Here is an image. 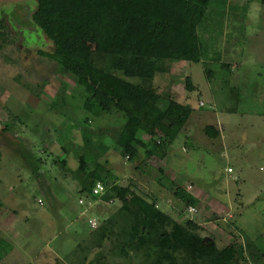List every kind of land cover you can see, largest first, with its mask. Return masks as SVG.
<instances>
[{"label":"rangeland","instance_id":"obj_1","mask_svg":"<svg viewBox=\"0 0 264 264\" xmlns=\"http://www.w3.org/2000/svg\"><path fill=\"white\" fill-rule=\"evenodd\" d=\"M35 9L36 0H0V264H150L143 251L125 254L115 236L102 237L122 203L83 190L82 154L109 183L132 185L181 224L196 222L219 249L241 245L242 264H264V0L209 10L200 31L219 54L158 63L153 86L194 111L166 156L141 149L132 160L116 142L123 115L86 110L87 87L40 55L53 43L33 24ZM179 186L198 199L197 212L174 195Z\"/></svg>","mask_w":264,"mask_h":264},{"label":"trees","instance_id":"obj_2","mask_svg":"<svg viewBox=\"0 0 264 264\" xmlns=\"http://www.w3.org/2000/svg\"><path fill=\"white\" fill-rule=\"evenodd\" d=\"M215 6L224 15L227 0H36L32 22L53 43L52 51L41 50L40 55L90 91L86 110H115L123 115L125 122L116 142L122 155L132 160L141 149L148 158L158 151L166 156L171 141L187 125L193 107L162 95L152 83L162 72L158 67L162 60L198 63L211 51L219 54L214 40L209 41L200 31ZM3 28L0 23V38L6 40ZM88 41L94 43V50L83 47ZM101 58L106 59L103 66L96 61ZM217 58L220 61L219 55L212 59ZM194 87L188 77L187 88ZM90 130L82 131L85 146L90 145ZM79 161L86 180L83 190L92 193L96 183L102 182L107 188L102 197L122 203L117 217L106 220L101 228L105 231L102 237L115 236L125 254L143 251L152 258L150 264H242L241 245L237 250L219 249L196 232V222L181 224L157 202L135 192L132 185L109 183L101 176L99 164L90 170L85 154ZM174 195L187 207L198 204L184 187L179 186ZM122 222L115 232L114 226Z\"/></svg>","mask_w":264,"mask_h":264},{"label":"built area","instance_id":"obj_3","mask_svg":"<svg viewBox=\"0 0 264 264\" xmlns=\"http://www.w3.org/2000/svg\"><path fill=\"white\" fill-rule=\"evenodd\" d=\"M201 104H203V103H201ZM228 170L231 171L230 168ZM106 190H107V188L102 182H97L96 185L94 186L93 190H92V195L102 197L105 194ZM110 202H113V201H110ZM80 203H83V201L80 200ZM189 210H190V212H193V213L197 212V209L195 207H192V206L189 208ZM90 224L93 228H96L98 226L96 220H90Z\"/></svg>","mask_w":264,"mask_h":264},{"label":"crops","instance_id":"obj_4","mask_svg":"<svg viewBox=\"0 0 264 264\" xmlns=\"http://www.w3.org/2000/svg\"><path fill=\"white\" fill-rule=\"evenodd\" d=\"M158 206H159V204H158ZM3 245H6L5 247H9L10 248L9 251L12 249L13 246H15L14 243H11V244L10 243H4Z\"/></svg>","mask_w":264,"mask_h":264}]
</instances>
